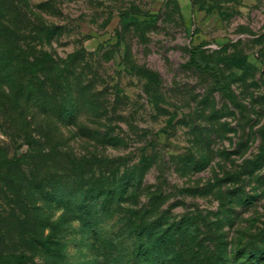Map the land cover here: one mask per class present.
<instances>
[{"label": "rangeland", "instance_id": "rangeland-1", "mask_svg": "<svg viewBox=\"0 0 264 264\" xmlns=\"http://www.w3.org/2000/svg\"><path fill=\"white\" fill-rule=\"evenodd\" d=\"M0 22V46L29 61L73 54L66 74L82 102L75 121L54 131V110L44 113L34 97L16 103L20 64H1L0 161L25 152L29 133L50 157L31 158L27 179L55 185L73 161L90 162L95 178L136 165L143 173L102 221L107 242L94 248L77 220L45 246L25 239L24 211L30 223L63 211L25 194L27 181L19 202L0 170V257L131 264L130 212L169 237L156 248L165 264H264V0H0ZM194 47L230 92L189 63Z\"/></svg>", "mask_w": 264, "mask_h": 264}, {"label": "trees", "instance_id": "trees-1", "mask_svg": "<svg viewBox=\"0 0 264 264\" xmlns=\"http://www.w3.org/2000/svg\"><path fill=\"white\" fill-rule=\"evenodd\" d=\"M6 29L7 26L2 25L0 22V38L4 36ZM196 49L198 47H194L191 51L189 63L197 69L213 71L215 73V85L225 92H230V84L220 79L211 63H203L199 60ZM73 58L74 55L72 54L67 60L60 61L50 55H45L40 59L35 58L29 61L30 59L25 54L15 50L14 47L5 48L4 45L0 46V65L4 63L7 65L12 64L13 59H16L15 63L20 64L19 69L15 71L18 78L15 80L13 87L16 103L19 104L23 99L34 97L37 98L44 113L49 112L50 114V111L54 110L56 113L55 120L53 123L50 121L51 126H48L49 128L53 127L54 131L59 130L60 125L65 122H74L76 114L81 108L82 102L78 101L73 94L72 85L66 74ZM48 87L53 90L49 99ZM48 118L52 119V116ZM260 136L263 145L258 155L262 158L264 154V134H260ZM25 141L28 144L25 152L16 154L10 159L3 158L0 161L4 184H7L4 180H10L13 183L15 196L20 202L23 195L22 189L25 187L24 181H27L28 186L25 187V194L30 195L32 198L36 194L43 202L53 205L54 208L60 207L63 211L56 221L50 223L43 219H37V217L34 218V222L30 223L28 221L29 217L25 215L26 212L24 211L23 219H21L22 227L26 225L30 227L25 239L45 246L50 241L58 240L52 231L59 229L61 226L63 228L64 222L77 220L82 224L88 238L92 242H96L92 243L94 248L100 242L106 243L107 236H105L102 221L111 215L112 209L114 211L120 210V207L115 208L114 206L117 203L119 204L127 194L135 193L139 189L143 176L142 168L136 165L130 170H123L119 175L116 170L115 172H109L107 176L100 173L95 178L92 168H88L90 162L79 163L73 161L71 162L73 169L63 171L58 176L54 175L57 178L55 185L52 183L46 185V179H44L45 181L41 178L38 181L27 179L23 166H28V161L31 158L41 163L46 162L50 154L43 149L42 144H38L35 137L29 136V133L28 136L26 135ZM59 169L57 167L54 174H58ZM32 189L35 191L32 192ZM127 214L125 231L128 232V235L125 239L129 237L135 239L131 244L130 251L126 252L125 249V259L127 257L132 258L131 264H144L143 260L147 257L148 261H155L152 264H165L169 259L168 255L161 257L156 253V248H161L163 240L169 237L160 235L155 229L150 230L148 224H144L142 218L136 220V214L130 212ZM47 219L49 220V216ZM49 225L51 231L45 235L44 230ZM242 253L244 254V251ZM261 253L264 254V251H261ZM24 260L23 254L10 253L0 257V261H5L8 264H25L26 260ZM125 264L127 263L125 262Z\"/></svg>", "mask_w": 264, "mask_h": 264}]
</instances>
